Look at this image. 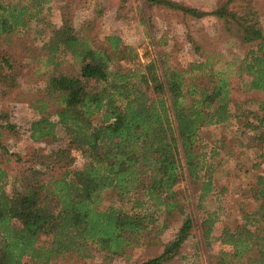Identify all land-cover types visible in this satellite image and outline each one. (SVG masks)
Instances as JSON below:
<instances>
[{
  "label": "trees",
  "instance_id": "trees-1",
  "mask_svg": "<svg viewBox=\"0 0 264 264\" xmlns=\"http://www.w3.org/2000/svg\"><path fill=\"white\" fill-rule=\"evenodd\" d=\"M51 1L0 0V38L10 42L17 33H27L31 21L45 19ZM146 1L196 17L208 14L177 0ZM232 1L212 13L250 44L239 72L248 75L250 89L263 94L257 110L244 108L249 100L234 101L227 71L209 62L160 58L143 63L122 37L107 35L96 41L63 16L62 25L35 56L55 67L68 56L78 70L51 74L34 101L40 117L31 124L30 138L57 144L40 167H32L10 191L0 160V264H24L25 257L33 264H49L64 253L87 258L93 249L114 258L155 245H161L160 251L138 264H164L180 254L200 224L206 245L212 238L221 244L212 264H264L263 173L251 189L257 204L237 225H225L213 237L214 213L200 224L196 217L214 187L215 165L205 161L203 133L236 118L243 127L257 130L254 142H264V28L253 11L230 8ZM19 78L0 69L4 95L19 87ZM2 132L0 124V151L8 154ZM74 150L86 160L76 172L70 168ZM185 179L192 190L177 187ZM109 190L125 204L102 207ZM197 191L199 201L193 206ZM177 220L181 225L174 237L163 241L162 234Z\"/></svg>",
  "mask_w": 264,
  "mask_h": 264
},
{
  "label": "rangeland",
  "instance_id": "rangeland-1",
  "mask_svg": "<svg viewBox=\"0 0 264 264\" xmlns=\"http://www.w3.org/2000/svg\"><path fill=\"white\" fill-rule=\"evenodd\" d=\"M177 1L208 14L196 17L149 4L146 0H52L47 4L51 10L43 14L45 19L40 22L31 21L32 26L27 33H17L10 42L0 38V69L20 75V85L15 91L4 95L0 88L2 142L12 154L11 159L6 160L9 153L0 151V160L8 172V190L13 191L14 187L19 186L17 180L30 173L32 167H40L45 155L57 145L33 141L30 128L32 122L40 117L34 101L41 95L40 89L48 77L58 71L71 73L78 70L77 62L68 56L60 67L46 65L43 56L42 61H39L40 56H35L36 53H42L39 48L53 34L54 29L62 25L64 15L71 17L77 30L96 41H104L107 35L122 37L126 44L136 49L138 60L143 63L160 58L181 63L196 59L209 62L227 71L232 81L234 101L244 104L245 100H249L244 108L258 109L257 101L263 97L262 92L250 89L248 75L239 72L240 62L250 44L241 42L236 30L224 18L212 13L228 0ZM229 7L242 13L253 11L264 28V0H233ZM252 101L254 103H250ZM56 109L52 108L54 119H57ZM243 123L242 120L232 118L228 126L213 127L203 133L206 137L201 143V149L208 153L205 161L215 165L214 187L202 200L204 211L200 213L196 210V217L200 224L209 212L214 213L217 219L213 237L219 236L225 225H237L242 221L243 214L253 210L257 204L251 189L256 183L257 174H264V142H254L257 130L243 127ZM10 124L15 127H6ZM216 151L211 157V153ZM73 156L70 168L76 172L84 167L86 160L77 150L73 151ZM256 162L259 164L254 167ZM59 170L55 173L58 174ZM177 187L193 189L187 179ZM194 195L193 206L199 201V191ZM117 198L111 190L104 192L102 207L118 202L125 204ZM180 225L181 220H177L166 229L162 234L163 241L171 240ZM193 233L184 242L180 254L164 264H212L215 261L221 248L220 242L212 238V244L206 245L201 224L195 227ZM160 246L135 247L129 251V255L114 258L96 249L87 258L75 253H64L53 258L49 264H138L147 256L159 252ZM24 264L33 263L29 257H25Z\"/></svg>",
  "mask_w": 264,
  "mask_h": 264
}]
</instances>
